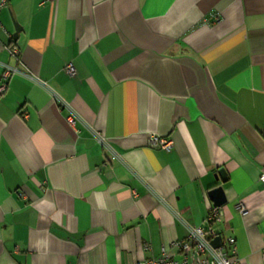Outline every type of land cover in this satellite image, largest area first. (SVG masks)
I'll return each mask as SVG.
<instances>
[{
  "label": "crops",
  "instance_id": "0c3cea01",
  "mask_svg": "<svg viewBox=\"0 0 264 264\" xmlns=\"http://www.w3.org/2000/svg\"><path fill=\"white\" fill-rule=\"evenodd\" d=\"M4 66L0 264L180 259L216 187V231L264 264V0H7Z\"/></svg>",
  "mask_w": 264,
  "mask_h": 264
},
{
  "label": "built area",
  "instance_id": "2783aa9c",
  "mask_svg": "<svg viewBox=\"0 0 264 264\" xmlns=\"http://www.w3.org/2000/svg\"><path fill=\"white\" fill-rule=\"evenodd\" d=\"M7 0H0V10L6 5ZM8 53L17 57L19 51L17 48L7 49ZM64 72L69 77L75 76L74 65L69 62L64 66ZM16 73V70L9 66H4L0 76V97L7 90L9 79ZM73 122V119H70ZM99 143L109 153V160L115 161L119 156L111 149L109 140L99 136ZM148 146L164 151H171L173 142L170 138L159 137L155 134H150L148 137ZM259 181L264 183V175L259 176ZM236 210L239 214L246 213L242 204L236 205ZM223 212L220 206L211 205L200 226L188 228V233L185 240L176 241L172 245L179 252L180 259H176L172 254L162 251L157 258L145 259L138 264H237L235 257V240L231 236H227L225 241L222 240L219 232L216 231L215 225L221 223ZM215 238H219L221 245L214 247L211 242Z\"/></svg>",
  "mask_w": 264,
  "mask_h": 264
},
{
  "label": "water",
  "instance_id": "95a60500",
  "mask_svg": "<svg viewBox=\"0 0 264 264\" xmlns=\"http://www.w3.org/2000/svg\"><path fill=\"white\" fill-rule=\"evenodd\" d=\"M219 175L221 177L222 181H225V174L222 170L219 171ZM208 197L210 198V200L212 201L213 205L215 206H220L223 203H225V197L223 195L222 189L221 187H216L212 190H210L208 192ZM211 244L214 247H219L221 245L220 239L219 238H215L214 240H212Z\"/></svg>",
  "mask_w": 264,
  "mask_h": 264
}]
</instances>
